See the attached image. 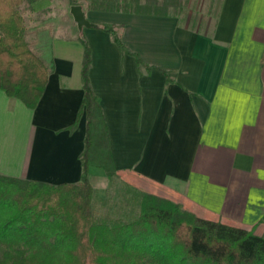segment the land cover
Wrapping results in <instances>:
<instances>
[{
  "label": "crops",
  "instance_id": "1",
  "mask_svg": "<svg viewBox=\"0 0 264 264\" xmlns=\"http://www.w3.org/2000/svg\"><path fill=\"white\" fill-rule=\"evenodd\" d=\"M40 1L31 2L34 10ZM78 5L94 27L80 30L70 6L64 27L37 36L40 57L54 68L37 108L0 91V175L81 182L83 37L105 119L94 133H107L118 177L200 218L264 237V0ZM89 180L96 187L108 178L91 165Z\"/></svg>",
  "mask_w": 264,
  "mask_h": 264
},
{
  "label": "trees",
  "instance_id": "2",
  "mask_svg": "<svg viewBox=\"0 0 264 264\" xmlns=\"http://www.w3.org/2000/svg\"><path fill=\"white\" fill-rule=\"evenodd\" d=\"M24 1L0 0V91L34 110L54 68L26 40ZM99 27L128 53L113 27ZM81 40L82 108L88 118L82 180L53 186L0 175V264H264V237L200 218L155 195L142 193L139 213L130 222L93 217L89 167L102 168L110 180L117 173L107 133L102 143L94 140L95 126L105 127V119L90 86V48Z\"/></svg>",
  "mask_w": 264,
  "mask_h": 264
},
{
  "label": "rangeland",
  "instance_id": "3",
  "mask_svg": "<svg viewBox=\"0 0 264 264\" xmlns=\"http://www.w3.org/2000/svg\"><path fill=\"white\" fill-rule=\"evenodd\" d=\"M32 1L25 0L20 7V12L25 20L27 30L26 40L30 47L40 56L37 51L40 42L37 36L39 37L44 30L53 32L58 24L64 27V22L71 16V5L69 0H42L39 3V9L34 10ZM48 2L49 9L46 8ZM44 22L47 25H44ZM72 25L74 26L75 24L72 23ZM97 132L95 130V143H102L103 133ZM103 145L100 148L102 152H104ZM93 188L92 210L93 217L96 220L108 222L109 224L117 221L130 222L139 213V205L143 192L139 188L123 182L118 175L113 180L108 178V180L98 182L97 186H93Z\"/></svg>",
  "mask_w": 264,
  "mask_h": 264
},
{
  "label": "water",
  "instance_id": "4",
  "mask_svg": "<svg viewBox=\"0 0 264 264\" xmlns=\"http://www.w3.org/2000/svg\"><path fill=\"white\" fill-rule=\"evenodd\" d=\"M71 14L80 30L95 26L88 21L82 7L79 5H75L71 7Z\"/></svg>",
  "mask_w": 264,
  "mask_h": 264
}]
</instances>
